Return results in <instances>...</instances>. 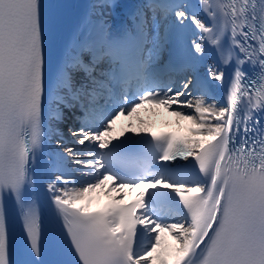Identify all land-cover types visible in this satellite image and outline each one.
<instances>
[{
  "label": "snow or ice",
  "instance_id": "6c2138e0",
  "mask_svg": "<svg viewBox=\"0 0 264 264\" xmlns=\"http://www.w3.org/2000/svg\"><path fill=\"white\" fill-rule=\"evenodd\" d=\"M97 7L64 32L62 4L0 0V264H264V0ZM146 104L189 136L113 143ZM105 185L141 191L93 209Z\"/></svg>",
  "mask_w": 264,
  "mask_h": 264
},
{
  "label": "bare ground",
  "instance_id": "6f19581e",
  "mask_svg": "<svg viewBox=\"0 0 264 264\" xmlns=\"http://www.w3.org/2000/svg\"><path fill=\"white\" fill-rule=\"evenodd\" d=\"M139 4L140 0H116V3L119 5L114 10L111 11V19L114 22H118L121 13V5L123 2ZM198 2V0H197ZM103 3V0H81L78 4L77 12L73 18L71 29L80 21V19L88 14L91 19H95L96 14L99 11V8H93L94 5L99 6ZM198 16L199 12L196 13ZM198 31V30H197ZM196 37L194 36L193 39ZM207 65L202 66V70L205 71L206 68L211 65L209 60L205 61ZM177 88L180 87V84L175 85ZM193 95H195L193 93ZM181 99H184L182 97ZM177 107L176 105L173 106ZM182 111L190 112L188 108H183ZM129 125H131V131H129ZM64 128V126H61ZM189 128L191 124L188 121L180 120L176 116L171 114V111L164 109L163 107H154L152 105H144L142 108L137 109L130 117H120L116 123L113 125L112 137L113 143H119L120 141L126 139L128 136H132L133 139H148L153 136L154 132L159 131L160 129L164 130H175L181 134L182 137L189 136ZM151 134V135H149ZM77 148H82L80 145H76ZM55 177L50 176L46 178L47 183L49 181H54ZM107 185L104 189H98L95 193L91 194L92 207L93 209H98L103 205H112L114 198L123 195V201L127 202L138 197V189L134 191H129L128 189L122 190V193L111 192L110 194L105 195ZM166 240V243L170 246H175V241H173L166 233L163 234ZM155 255V254H154Z\"/></svg>",
  "mask_w": 264,
  "mask_h": 264
},
{
  "label": "rangeland",
  "instance_id": "374dc122",
  "mask_svg": "<svg viewBox=\"0 0 264 264\" xmlns=\"http://www.w3.org/2000/svg\"><path fill=\"white\" fill-rule=\"evenodd\" d=\"M190 112L192 111V109H188Z\"/></svg>",
  "mask_w": 264,
  "mask_h": 264
}]
</instances>
